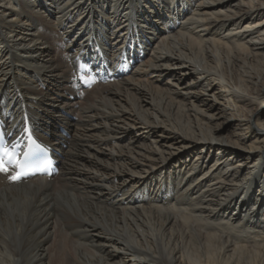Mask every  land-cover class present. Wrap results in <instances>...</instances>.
<instances>
[{"label": "bare ground", "instance_id": "bare-ground-1", "mask_svg": "<svg viewBox=\"0 0 264 264\" xmlns=\"http://www.w3.org/2000/svg\"><path fill=\"white\" fill-rule=\"evenodd\" d=\"M0 115V264H264V0H0Z\"/></svg>", "mask_w": 264, "mask_h": 264}, {"label": "snow or ice", "instance_id": "snow-or-ice-1", "mask_svg": "<svg viewBox=\"0 0 264 264\" xmlns=\"http://www.w3.org/2000/svg\"><path fill=\"white\" fill-rule=\"evenodd\" d=\"M45 151L42 145L33 141L32 150L25 153L28 159L17 162L11 159L9 149L4 148L0 151V174H3L10 183H18L22 178L34 174L35 171H43L49 163L44 156ZM10 163L13 165L11 169L8 167Z\"/></svg>", "mask_w": 264, "mask_h": 264}]
</instances>
